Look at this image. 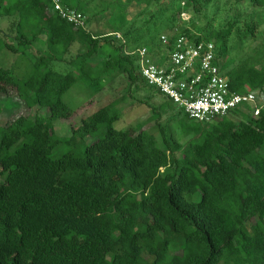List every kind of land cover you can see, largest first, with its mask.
<instances>
[{
	"label": "trees",
	"instance_id": "16d2710c",
	"mask_svg": "<svg viewBox=\"0 0 264 264\" xmlns=\"http://www.w3.org/2000/svg\"><path fill=\"white\" fill-rule=\"evenodd\" d=\"M60 1L83 16L90 6ZM213 1L187 0L183 6L199 12L198 5ZM175 2L179 8L183 0ZM250 2L264 8V0ZM90 26L87 19L85 29L61 19L52 0H0L3 49L25 54L44 36L48 51L26 81L0 67V94L15 91L29 109L50 112L0 128V264H264V108L258 117L247 108L210 125L192 121L148 86L137 54L116 47L112 36H95ZM255 29L248 25V34ZM184 35L220 44L223 72L231 28L213 37ZM161 36L143 46L158 63L162 53L156 45L165 54L179 35H166L168 45ZM106 44L119 54L106 56ZM56 63L71 71L57 72ZM106 75H125L131 87L142 82L162 102L144 104L158 120L177 110L179 129L191 140L181 145L165 139L161 148L153 133L116 130V102L83 119L69 138L57 140L54 122L73 116L63 96L79 79L95 83ZM225 76L232 92L254 93L264 106V66L248 59ZM90 138L96 140L87 145ZM60 144L85 151L54 158Z\"/></svg>",
	"mask_w": 264,
	"mask_h": 264
},
{
	"label": "rangeland",
	"instance_id": "374dc122",
	"mask_svg": "<svg viewBox=\"0 0 264 264\" xmlns=\"http://www.w3.org/2000/svg\"><path fill=\"white\" fill-rule=\"evenodd\" d=\"M83 1L90 2L89 9L85 12V18L91 23L90 31L95 36H112L115 46L124 45L127 53L137 52L154 37L173 34L174 31L178 35L187 32L194 37H213L231 28V36L223 56V74H229L238 64L248 59L259 67L264 66V8L254 7L250 0H215L209 5H198L196 8L199 12H195V7L191 5H186L185 9L183 5L187 0L180 4L182 11L175 0H139L133 4L120 3L118 0ZM251 24L256 29L253 34H248V25ZM2 26L6 28L8 24L3 23ZM128 34L129 37H126ZM217 46L219 49L220 44ZM116 47L104 45L105 55L116 57L119 54ZM154 49L159 51L157 53H162L161 58L164 57L162 46L157 44ZM77 50L78 46L72 48V56L76 55ZM47 53L44 36L21 55L8 52L0 43V67L10 69L20 80L26 81L34 73L37 59ZM54 68L61 74L71 71L63 63L54 64ZM140 83L139 86L131 87V82L125 75H106L95 83L86 78L79 79L63 96V102L71 109L73 116L68 120L54 122L56 139L63 141L69 138L73 127H79L83 119L116 102V111L120 115L114 124L116 130L136 128L153 133L161 148H164L165 139L169 143L186 145L191 137H187L179 129L178 120L182 116L177 110H172L163 113L158 120L144 101L156 107H160L162 102L156 93L142 87L143 83ZM0 109V128L19 117L34 118L39 115L44 118L50 115L47 108L29 109L28 103L20 100L15 91H10L8 95L0 94ZM235 119L240 121L241 118ZM94 140L96 139L90 138L86 144H91ZM71 150L80 154L85 151V147L75 149L60 144L52 156L59 158Z\"/></svg>",
	"mask_w": 264,
	"mask_h": 264
},
{
	"label": "built area",
	"instance_id": "2783aa9c",
	"mask_svg": "<svg viewBox=\"0 0 264 264\" xmlns=\"http://www.w3.org/2000/svg\"><path fill=\"white\" fill-rule=\"evenodd\" d=\"M52 5L61 19L76 28H86V18L80 12L63 6L60 0H52ZM160 39L163 45L170 42L166 35ZM171 47L161 58L162 63L146 47L130 54L138 55L139 71L148 86L172 101L190 120L210 125L247 108L253 117L260 115L264 106L256 94L230 90L213 42L179 35Z\"/></svg>",
	"mask_w": 264,
	"mask_h": 264
}]
</instances>
